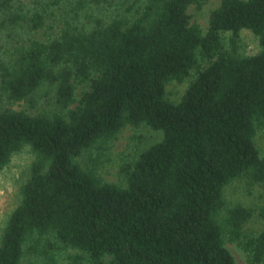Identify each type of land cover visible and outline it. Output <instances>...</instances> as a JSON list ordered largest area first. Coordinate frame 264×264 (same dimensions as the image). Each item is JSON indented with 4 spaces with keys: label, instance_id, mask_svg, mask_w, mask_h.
<instances>
[{
    "label": "trees",
    "instance_id": "1",
    "mask_svg": "<svg viewBox=\"0 0 264 264\" xmlns=\"http://www.w3.org/2000/svg\"><path fill=\"white\" fill-rule=\"evenodd\" d=\"M209 1L0 0V171L33 155L0 264H238L228 243L264 264V0H219L203 30ZM127 126L156 138L106 180ZM235 181L261 202L229 204Z\"/></svg>",
    "mask_w": 264,
    "mask_h": 264
},
{
    "label": "rangeland",
    "instance_id": "2",
    "mask_svg": "<svg viewBox=\"0 0 264 264\" xmlns=\"http://www.w3.org/2000/svg\"><path fill=\"white\" fill-rule=\"evenodd\" d=\"M219 4V0H210L202 8L192 5L189 9L192 20L199 23L203 30L209 25L210 12ZM243 43L247 51L255 49L257 41L252 33L244 30L242 33ZM188 84V79L184 82L173 81L167 86L168 96L173 100H179ZM155 132L146 129H135L132 126L125 127L118 138L111 145L106 162L100 168L101 176L109 181L119 182L120 158L124 154H133L134 150L142 148L145 143L156 138ZM139 135H142L140 137ZM138 136V137H136ZM135 153V152H134ZM33 160V155L28 148L14 155L10 164L0 171V234L5 222L16 207L20 199V185L26 179L29 167ZM263 190L254 186L247 187L244 182L235 181L225 189L226 199L229 204L241 202L247 205H255L261 202ZM247 226L252 230H260L264 226V220L254 218ZM229 250L233 253L238 264H249L245 253L236 244L228 243ZM22 264H34L25 261Z\"/></svg>",
    "mask_w": 264,
    "mask_h": 264
}]
</instances>
